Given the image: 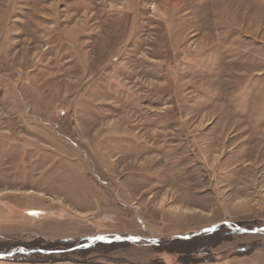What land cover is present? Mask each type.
<instances>
[{
  "label": "rangeland",
  "instance_id": "374dc122",
  "mask_svg": "<svg viewBox=\"0 0 264 264\" xmlns=\"http://www.w3.org/2000/svg\"><path fill=\"white\" fill-rule=\"evenodd\" d=\"M0 255L264 264V0H0Z\"/></svg>",
  "mask_w": 264,
  "mask_h": 264
},
{
  "label": "water",
  "instance_id": "95a60500",
  "mask_svg": "<svg viewBox=\"0 0 264 264\" xmlns=\"http://www.w3.org/2000/svg\"><path fill=\"white\" fill-rule=\"evenodd\" d=\"M224 225V224H223ZM214 231V230H213ZM13 255V254H12ZM10 256V255H9ZM9 256H2L0 255V260H6L7 258H9Z\"/></svg>",
  "mask_w": 264,
  "mask_h": 264
},
{
  "label": "crops",
  "instance_id": "0c3cea01",
  "mask_svg": "<svg viewBox=\"0 0 264 264\" xmlns=\"http://www.w3.org/2000/svg\"><path fill=\"white\" fill-rule=\"evenodd\" d=\"M13 255H14V254H13ZM13 255H12V256H13ZM9 259H10V258H9ZM0 261H2V260H0ZM227 264H231V263H227Z\"/></svg>",
  "mask_w": 264,
  "mask_h": 264
}]
</instances>
